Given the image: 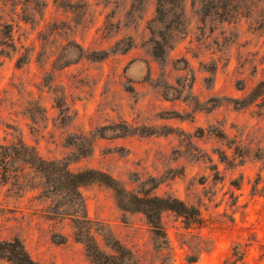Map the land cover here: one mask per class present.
Instances as JSON below:
<instances>
[{"label":"rangeland","instance_id":"rangeland-1","mask_svg":"<svg viewBox=\"0 0 264 264\" xmlns=\"http://www.w3.org/2000/svg\"><path fill=\"white\" fill-rule=\"evenodd\" d=\"M201 1L184 0L159 57L157 0H0V141L200 209L190 228L164 212L158 236L106 184L82 186L97 243L123 264H264V1L230 21L203 19ZM25 181L0 183V240L20 237L46 264H93L40 179Z\"/></svg>","mask_w":264,"mask_h":264},{"label":"trees","instance_id":"trees-1","mask_svg":"<svg viewBox=\"0 0 264 264\" xmlns=\"http://www.w3.org/2000/svg\"><path fill=\"white\" fill-rule=\"evenodd\" d=\"M263 1L202 0L199 14L203 19L217 16L223 21H230L239 16H249ZM184 12V0H157L156 17L150 25V40L155 56L161 57L169 47L172 48L170 41L172 32L180 30ZM104 57L105 53L93 58ZM61 106L59 102V107ZM35 147L20 137L10 142L0 141V183L11 182L17 190H21L25 187L27 178L31 176L39 178L42 184L41 195L54 203L51 212L72 219L76 238L85 243L87 254L93 264H123V262L117 260L115 254L106 253L97 243L93 233L94 221L88 216L87 204L80 191L84 185L101 182L112 188L121 210L126 213H143L158 236L165 234L162 221L164 212H174L183 217L187 228L202 220L198 207L189 205L177 196L158 195L147 189L140 192L129 191L121 180L107 171L96 168L72 171L67 157L48 159L41 156ZM86 154L88 151L79 152L80 157ZM107 241L112 250L116 253L120 252L122 246L118 240ZM26 246L24 240L17 236L9 240H0V258L12 264H46L34 259Z\"/></svg>","mask_w":264,"mask_h":264}]
</instances>
